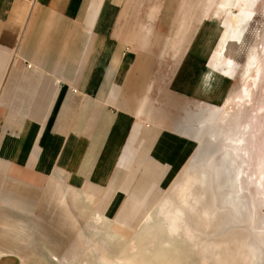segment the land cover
Masks as SVG:
<instances>
[{"label": "crops", "instance_id": "obj_1", "mask_svg": "<svg viewBox=\"0 0 264 264\" xmlns=\"http://www.w3.org/2000/svg\"><path fill=\"white\" fill-rule=\"evenodd\" d=\"M199 3L0 0V194L7 180L32 190L61 180L133 225L178 169L179 142V153L190 146L170 99L225 94L200 69L224 23ZM5 243L0 254L20 242Z\"/></svg>", "mask_w": 264, "mask_h": 264}, {"label": "rangeland", "instance_id": "obj_2", "mask_svg": "<svg viewBox=\"0 0 264 264\" xmlns=\"http://www.w3.org/2000/svg\"><path fill=\"white\" fill-rule=\"evenodd\" d=\"M199 1L203 17L215 15L224 23L218 45L200 69L216 76L218 84L225 81L221 88L225 94L220 100L217 94L208 100L169 98L176 104L178 120L181 118L174 127L187 136L190 146L187 144L179 153L184 147L180 141L174 150L178 169L173 171L160 195L128 226L115 224L101 212L95 216L97 209L93 205L87 212L85 195L93 196L89 189L52 180L45 189L32 190L7 180L4 193L0 194V225L6 227L0 228V247L4 248V242L8 244L9 240L20 243L11 248V253L0 254L2 264H264V0L255 1L254 14L242 23L235 20L236 8L219 10L221 0H213L212 6L209 0ZM233 22L237 24L234 30ZM238 36L244 49L238 46L228 49L229 38L232 42ZM250 45L258 48L263 67L253 94L240 101L246 49ZM180 54L177 52L178 58ZM164 102L160 101L161 107ZM202 126H208V132L201 142L200 135L195 138L194 132ZM213 131L216 141L210 142L207 136ZM240 138L244 152L228 148L227 161L235 169L230 168L221 161V155L232 139ZM235 172L241 174L237 180L242 185L239 205L232 201L237 189ZM188 174L197 184L190 188L193 196L181 202L169 193L175 185L184 183ZM1 185L0 175V188ZM196 195L200 198H195ZM164 197L171 200L172 215H154L156 221L149 228L153 232L146 233L142 229L143 219L149 211H156L155 205ZM52 208L58 211L55 217L59 219L51 216ZM12 209L18 213L17 218L6 215ZM202 210L208 213L204 215ZM14 221L19 226L21 223V228ZM45 224L49 227L41 229ZM144 244H150L143 246L146 252L136 251L135 247ZM55 257H59L58 261Z\"/></svg>", "mask_w": 264, "mask_h": 264}, {"label": "bare ground", "instance_id": "obj_3", "mask_svg": "<svg viewBox=\"0 0 264 264\" xmlns=\"http://www.w3.org/2000/svg\"><path fill=\"white\" fill-rule=\"evenodd\" d=\"M221 4L218 5L220 6L219 10H226L227 8L229 7H232V8H236L237 12H238V17H236V20L237 22H240L242 23L244 20L246 19H249L253 14H254V5H255V1L256 0H221ZM213 3H215L213 0H209V4L210 6L213 5ZM216 13V12H215ZM225 14V13H224ZM237 25V24H236ZM235 29V28H234ZM233 29V30H234ZM240 36L235 37L234 40H232V42H234V46L232 47V42H231V38L229 39L230 43H231V46H229L228 49H231V48H236L238 46L239 49L243 50L244 48V42H241V40H239ZM243 40V38H242ZM240 50V51H241ZM246 56H245V64H244V74H243V81H244V85L242 87V90H241V94H240V101L244 98V97H247L249 98L252 94H253V91H254V88H256L257 84L259 83L258 81H260V75H261V70H262V67L263 65L261 64L260 62V59H259V51H258V48L255 47L254 45H250L247 49H246ZM229 53V52H228ZM227 56V55H226ZM224 61V60H223ZM220 107V106H219ZM216 108V107H215ZM203 125V124H202ZM208 129V126L206 127H200L198 130L196 129V131L194 132V137L198 138V135H200V141L202 142V137L204 135V133L207 131ZM208 132V131H207ZM208 139H210V142H215L216 141V136H215V132L213 131L211 134H208L207 136ZM242 138L240 139H232V141L229 142V144L226 146L224 152L222 153L221 155V161H223L224 163H227L228 166H231L233 164H231L230 162H228L227 160L229 159V155H230V150L228 148H233L234 151H243L244 147H243V143H242ZM241 151V152H242ZM244 152V151H243ZM236 157V156H235ZM237 158V157H236ZM240 159V158H239ZM234 166V165H233ZM232 166V167H233ZM234 168V167H233ZM239 167H237L238 169ZM235 169V168H234ZM234 173V172H233ZM187 176V174H185ZM184 175V177H186ZM231 175V174H230ZM240 173L239 172H235V180L237 181L240 177ZM263 176V175H262ZM184 181V180H183ZM195 183L197 184V181L194 180V178L192 176L189 177V174H188V178H186L185 182L180 184V185H175L171 191H170V195H174L175 197H177L179 199V201L181 202H187L188 198L192 195V192L190 190L192 184ZM252 184V183H251ZM199 185V184H198ZM261 185V184H260ZM200 186V185H199ZM236 192L234 194V196L232 197V201H234V203L237 202V205L240 204V196H241V191H242V185L238 184V181L236 182ZM200 193V192H199ZM86 198H85V202L84 204H86V211L89 212L91 210V207L93 205V201H94V196L92 195H88L86 194L85 195ZM168 196V195H167ZM193 196V195H192ZM83 198V197H82ZM195 198H200V195H196ZM239 199V200H238ZM239 201V202H238ZM251 205L252 202H251ZM156 207V211L155 212H151L149 211V213L144 217V222H143V226H142V229L145 230L146 233H152L153 231L149 230L150 227L153 226L154 222L156 221V218L154 217L155 216H163V217H166L164 214L168 216L172 215L171 213L173 211H171L170 207H171V200L169 197H164L163 199L160 200L159 203H157V206L155 205ZM173 209V208H172ZM195 209V207L192 208V211ZM202 209H205V208H202ZM49 210V208H48ZM152 210V209H151ZM206 210V209H205ZM205 210H202L203 214L206 215L208 213V211H205ZM55 212H58L57 210H55V208H52V210L50 209V213H51V216H53L54 218L55 215L57 213ZM96 215H100V211L97 210L96 211ZM207 212V213H206ZM158 213V214H157ZM103 215V214H102ZM178 216V214H177ZM105 217V216H104ZM102 216V218H104ZM56 219H59V217L57 216ZM107 219V218H106ZM51 221H54L55 219L51 218L50 219ZM57 222V220H55ZM54 221V222H55ZM115 224H118L119 222L118 221H114ZM46 225V224H45ZM51 226L53 224H50ZM44 226V225H43ZM54 227V226H53ZM25 229V228H24ZM187 229V228H186ZM176 234V233H175ZM64 235V234H63ZM155 238V237H154ZM153 238V239H154ZM136 240V239H135ZM153 241V240H152ZM112 242V241H111ZM132 242V241H131ZM135 241L133 240V243ZM154 242V241H153ZM153 242L151 243V245L153 244ZM131 244L132 245V249L134 244ZM138 244V243H137ZM155 244V243H154ZM153 244V245H154ZM150 245V244H148ZM147 244L145 245H140L141 247L139 248V246L135 247L136 251L138 252H141L143 251L145 248L143 246H148ZM227 245V244H226ZM221 247V246H219ZM218 248V247H217ZM133 251V250H132ZM131 251V252H132ZM145 252L147 250H144ZM137 252V253H138ZM241 253V252H240ZM242 254V253H241ZM240 255V254H239ZM57 256V255H56ZM242 256V255H241ZM62 258V257H61ZM56 259V257H55ZM59 259V257H58ZM58 259H56V261H58ZM50 260V259H49ZM62 262V261H61ZM126 264H132V263H126Z\"/></svg>", "mask_w": 264, "mask_h": 264}]
</instances>
